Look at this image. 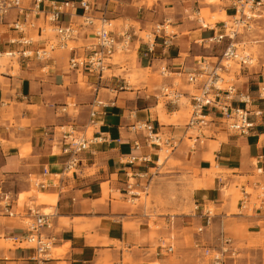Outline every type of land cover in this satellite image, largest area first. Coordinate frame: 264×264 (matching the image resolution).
<instances>
[{"label":"crops","instance_id":"1","mask_svg":"<svg viewBox=\"0 0 264 264\" xmlns=\"http://www.w3.org/2000/svg\"><path fill=\"white\" fill-rule=\"evenodd\" d=\"M235 3L236 0H160L150 8H134L131 14L125 12L130 6L111 3L114 31L129 28L140 35L166 23L169 45L165 47L159 40L156 51L145 55L146 47L134 40L129 51L114 56L100 84L97 76L83 74L87 84L95 86L92 91L81 89L82 74L69 69V48L56 50L48 66L14 61L0 68V203L2 194H9L13 213L0 210V264H157V260L161 264H205L202 257L198 259L200 251L203 255L201 245L217 244L222 230L234 242L237 257L233 264H264V101L258 99L264 80L263 54L255 64L231 71L238 90L250 92L255 99L252 104H240L238 99L234 103L263 111L250 116L255 127L247 135L214 122L198 138L196 131L189 134L192 128L188 122L184 124L182 117L175 119L182 106L188 104L173 103L171 95L164 91L169 88L183 93L191 104L194 93L190 88H179L178 80L192 84L176 73L192 69L199 57L215 60L226 44L208 43L224 20L208 24L194 15L208 9L211 14L226 12L231 17ZM75 12L79 15L81 10ZM120 19L123 25L117 30L114 22ZM4 21H0V48H5L8 37L16 34ZM261 27L264 7L257 28L241 36L240 44L249 46L256 39L262 41ZM84 40L72 44L78 47ZM43 45L44 42L37 44ZM163 66L173 74L161 75ZM148 70L158 72L162 80L147 77ZM134 72L140 74V80L131 83L130 74ZM124 81L126 89L111 90ZM96 98L110 106L91 126L89 110ZM139 121H149L163 139L176 142L173 154L183 163L190 162L200 172L199 179H204L193 191L194 209L177 221V251L181 255L178 263L160 254L164 239H174L172 228L158 235L151 229L147 215L129 204L133 201L128 196V184L135 181L137 188H144L163 150L147 145L144 132L131 129ZM70 127L83 133L90 144L79 153L75 171L64 173L70 154L65 152L62 135L57 137L56 129ZM135 140L140 141L141 148L134 147ZM146 155L149 162L139 160ZM44 168L49 170L47 175L43 174ZM34 178L49 183L46 189L39 188L42 202L37 207L26 204L20 208L21 194L35 186ZM235 183L256 192H250L244 206L241 198L235 203L234 197L225 194L224 190ZM261 186L263 192L257 193ZM29 208L40 214L45 209L52 210L46 213L51 215L50 226L42 232L54 238L52 249L61 252L52 255L51 249L49 261H38L33 242L26 238L35 218ZM206 208L214 213L212 225L206 227L211 229L210 234L197 230L205 224L202 213ZM186 235H192L194 246L187 243ZM14 237L20 241H14ZM7 240H12L13 245H5Z\"/></svg>","mask_w":264,"mask_h":264},{"label":"built area","instance_id":"2","mask_svg":"<svg viewBox=\"0 0 264 264\" xmlns=\"http://www.w3.org/2000/svg\"><path fill=\"white\" fill-rule=\"evenodd\" d=\"M115 0H80L76 3L73 0H0V21L16 32L8 37L6 47L0 48V62L7 63L21 61L29 64L31 62L49 65L53 60L54 52L58 49H68L71 51L69 59V69L82 74L88 73L97 76L100 82L104 79L105 73L113 65V58L116 54L127 52L131 49L134 40L140 46L146 47V53L153 54L156 51L159 40L163 46H168V35L166 23H159L151 31L138 34L137 31L129 28L121 31H114L110 7ZM234 14L230 19L222 21V25L212 37L208 39L211 45H224L220 56L215 60L209 57H199L195 61V66L189 70H181L176 73L178 77H183L188 83L195 85L197 93L191 94V111L188 120V127L196 131L197 138L204 135L207 126L214 122L221 128L229 131L247 135L255 127V122L251 120V115H261L262 110L252 111L246 106L235 104L238 99L240 104H252L255 99L250 92H241L235 84L228 83L223 76L230 73L232 63L239 67L251 66L258 61L253 52L240 49V37L246 33H251L257 28L262 16L264 0H236L234 4ZM80 9L78 15L75 11ZM13 15V17H12ZM68 16V18H67ZM51 31V34L48 31ZM85 39L80 46H70L74 41ZM256 39L255 44L262 41ZM44 42L45 45L37 46ZM245 45V44H244ZM5 55L9 58H6ZM261 59L264 62V51ZM173 74V73H172ZM167 66L161 68V75L168 77L172 75ZM232 81V80H231ZM224 84L226 86H224ZM98 86V85H97ZM124 83L120 87H113L111 90L117 92L119 89H126ZM97 89V87H96ZM165 94L171 95V101L178 103L183 97V93L176 92L174 89L165 88ZM258 99L264 101V80L258 89ZM113 104V103H112ZM109 103L96 98L89 110V124L97 123L100 115L106 113ZM213 116V117H212ZM131 129L135 132H144L147 137V145L158 146L161 149H170L172 152L177 146L176 142L170 139H163L162 136L154 131L153 125L149 121H139L132 125ZM54 131H50V133ZM62 139L65 152L70 154V158L64 166V173H73L79 163V153L89 147V140L83 133H78L75 128L70 127L63 131ZM138 140L134 141L136 149L141 148ZM136 159L135 157L132 160ZM139 160L150 161L148 155L140 157ZM49 170L44 168L43 174L47 175ZM33 184L37 188L46 189L49 183L46 180L34 178ZM134 183L128 184V196L134 201L137 192L133 189ZM249 188L241 187V201H247L250 194ZM260 189L263 192V187ZM11 196L7 193L2 194L0 210L9 215ZM29 211L35 213L34 221L30 224L27 240L33 242L36 255L35 258L40 262L51 259V249L54 238L44 234L43 228L49 227L50 214H40L34 209ZM205 224L198 227V232L203 233L206 227L213 223L214 213L211 209H205L202 213ZM217 244H202V252L208 264H233L236 259V249L231 237L221 231L217 237ZM14 241L20 238L14 237ZM163 249L160 254L166 255L174 251L173 245L161 246Z\"/></svg>","mask_w":264,"mask_h":264},{"label":"rangeland","instance_id":"3","mask_svg":"<svg viewBox=\"0 0 264 264\" xmlns=\"http://www.w3.org/2000/svg\"><path fill=\"white\" fill-rule=\"evenodd\" d=\"M132 1H134L132 3ZM159 2L160 0H115L114 3L117 5H124V8L129 7L126 9L127 14H131L130 10H133L134 8L138 7H145L146 5L150 7H153L155 3ZM209 3H215L219 2V0H207ZM118 11V10H116ZM114 17V13H112ZM117 14V13H115ZM136 14V13H135ZM139 16H142L141 14ZM195 18L199 17L202 20V23H208V24H214L216 21H221V18H224V20H228L231 17L227 15L226 12H222L221 14L215 13L211 14L208 9H203L200 15H194ZM117 30H120L123 25V20L115 21ZM260 33H264V27L259 28ZM80 42L79 44H81ZM248 45V44H247ZM239 45L240 49H246V51L251 52L252 51L257 57H259L260 53H263L264 51V43L260 42L258 44L253 43L252 45ZM70 46H74V44H71ZM262 50V51H261ZM119 57L116 56V60H118ZM17 66V65H16ZM232 69L234 68H240L239 65L236 63H232ZM131 76V83L138 82L140 80V74L134 72L130 74ZM145 76V75H144ZM146 76L149 78H154L156 80H162V77L158 72L154 73L151 70H148L146 73ZM223 76L228 83H232L231 81V74L230 73H224ZM179 81V88L186 89L190 88V91L192 93H197L192 85H187V83ZM79 86L83 90H94L95 86H90L87 84V82L83 79V76L79 77ZM224 86H226L224 84ZM182 105L188 104V107L182 106L181 111L178 113L177 116H175V119L177 117H182L181 120L183 123H187L188 119L190 117V111H191V104L189 102V99L182 98ZM64 110V109H62ZM73 105L70 107V111H74ZM65 129L64 128H57V137H60ZM192 129L189 134L195 133V130ZM92 129L89 131L91 134ZM153 174L151 177H149L147 184L144 186V188H137V184L135 181H132L134 183L133 189H135V192H137V196L135 195V199L132 202L133 204L129 203L134 209H141L144 214L147 215L150 221V227L153 231L158 232L163 230H169L172 228V234L174 239L171 241L169 238L164 239V243L162 245L167 246L168 244H174L175 250L172 253H169L168 255H164V257L171 258L174 262H179L181 255L178 254L177 251V241L178 236H180V233L178 231L177 227V221H181V217L183 215L188 214L190 211L194 209V204L192 202V195L194 189L198 188V185L203 184L204 179H199L198 176H200V172L189 162V163H183V161L179 160L178 157H176L173 152L170 151V149H163L161 151V159L158 164H156V168L152 169ZM238 183L233 184L228 189H225V194L227 196L234 197L235 203L241 198V188L240 186H236ZM240 185V184H239ZM252 193L254 190L252 188L248 189ZM39 192H42L39 188L33 186L29 192H25L20 197V208H22L24 205L28 204L31 206H39L42 202V198L39 196ZM257 193H262V190L259 189ZM213 209V208H212ZM214 210V209H213ZM42 212L44 213H50L52 212L51 209H45ZM169 219L171 221L169 225ZM196 231V230H195ZM203 233L210 234L211 229H204ZM186 241L190 245H195V240L192 237V235H186ZM7 246H12L13 241L7 240L4 242ZM33 244V243H32ZM161 244V243H160ZM34 245V244H33ZM200 251V250H198ZM61 251L52 249V255H57ZM202 257L203 262L206 264V259L202 255L200 251V256H198V259ZM157 264H161V261L157 260ZM208 263V262H207Z\"/></svg>","mask_w":264,"mask_h":264},{"label":"bare ground","instance_id":"4","mask_svg":"<svg viewBox=\"0 0 264 264\" xmlns=\"http://www.w3.org/2000/svg\"><path fill=\"white\" fill-rule=\"evenodd\" d=\"M221 20H224V18L221 19ZM48 33L51 34V31L49 30ZM247 52H249V51H247ZM251 52H252V51H251ZM262 54H263V53H262ZM5 57H6V58H9V57H7L6 55H5ZM6 65H7V61L2 60V61L0 62V68H1V67H4V66H6ZM68 129H69V128H68ZM68 129H65V130H68ZM65 130H64V131H65ZM168 245H172V244H168Z\"/></svg>","mask_w":264,"mask_h":264}]
</instances>
